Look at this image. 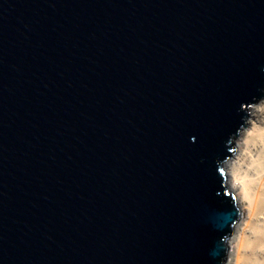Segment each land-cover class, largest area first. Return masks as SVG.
<instances>
[{"label": "water", "instance_id": "obj_1", "mask_svg": "<svg viewBox=\"0 0 264 264\" xmlns=\"http://www.w3.org/2000/svg\"><path fill=\"white\" fill-rule=\"evenodd\" d=\"M263 98L264 0H0V264H225Z\"/></svg>", "mask_w": 264, "mask_h": 264}, {"label": "bare ground", "instance_id": "obj_2", "mask_svg": "<svg viewBox=\"0 0 264 264\" xmlns=\"http://www.w3.org/2000/svg\"><path fill=\"white\" fill-rule=\"evenodd\" d=\"M248 116L236 154L223 165L226 186L245 211L228 239V264H264V102L248 108Z\"/></svg>", "mask_w": 264, "mask_h": 264}, {"label": "rangeland", "instance_id": "obj_3", "mask_svg": "<svg viewBox=\"0 0 264 264\" xmlns=\"http://www.w3.org/2000/svg\"><path fill=\"white\" fill-rule=\"evenodd\" d=\"M262 102H264V98L262 99V100H259L256 104H253V105H250L249 107H247L246 108V110H245V114L247 113V110H248V108H251V107H254V106H259L260 105V103H262ZM246 118V121L249 119V116L248 117H245ZM242 130V129H241ZM241 130H240V132H239V134H237V136L233 139V144H234V147H235V151H234V153H233V155H235L236 154V152H237V139L239 138V135H240V133H241ZM233 158V156H231V158L230 159H232ZM229 159V160H230ZM235 198H236V196H235ZM244 217H245V211H243V210H241V217H240V220H239V222H243V220H244ZM232 237V236H231ZM227 245H229V243L227 242ZM231 251V248H230V245H229V249H228V252H227V256H226V262H225V264H228L229 262H230V258H229V252Z\"/></svg>", "mask_w": 264, "mask_h": 264}]
</instances>
